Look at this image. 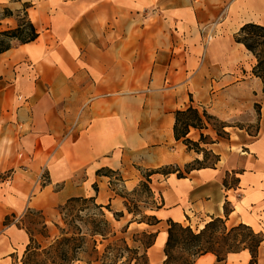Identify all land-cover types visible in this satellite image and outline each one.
I'll list each match as a JSON object with an SVG mask.
<instances>
[{"label":"crops","instance_id":"obj_1","mask_svg":"<svg viewBox=\"0 0 264 264\" xmlns=\"http://www.w3.org/2000/svg\"><path fill=\"white\" fill-rule=\"evenodd\" d=\"M257 2L0 0V33L16 29L24 18L37 34L28 43L11 41L0 53V173L9 175L0 184V264H21L28 244L26 233L6 217L20 219L30 211L53 221L72 198H93L96 205L110 207L108 222L121 213L112 220L126 230L136 226L156 233L148 256L159 238L164 247L167 220L193 228L191 215L200 218L196 227L201 229L211 218L224 219L223 205L238 189L222 186L225 174L234 171L222 167L223 157L243 145L232 138L217 141L207 128L191 130L192 142L200 132L213 142L200 147L219 161L177 178L174 170L201 161L202 154L174 139V112L192 106L220 121L234 116L197 105L189 95L223 99L247 84L240 80L225 89L237 80L226 74V62L219 76L196 66L204 32H225L239 17H253ZM209 43L208 57L223 47ZM212 82L220 85L219 92H212ZM164 169L171 173L162 174ZM42 171L45 184L38 179ZM151 171H159L149 184L159 201L150 211L159 221L155 226L131 222L124 199L111 189L120 177L123 188L133 191L142 172ZM194 264L218 263L206 254Z\"/></svg>","mask_w":264,"mask_h":264},{"label":"rangeland","instance_id":"obj_2","mask_svg":"<svg viewBox=\"0 0 264 264\" xmlns=\"http://www.w3.org/2000/svg\"><path fill=\"white\" fill-rule=\"evenodd\" d=\"M257 6L255 7V11L252 10L253 17H249V14L248 16L244 15L243 17H239L236 25H231L225 32H215V34L209 32L208 34L205 31L201 40L202 51L198 54L199 62L196 66V68H198L203 65L206 72L212 76H219L220 71H224L222 64L226 62V74L237 76V80H232V82L227 84L225 89L238 85L240 80L243 82L247 81V84L238 91H235L231 96H227L223 99H214L211 96H209L208 99H197L195 94H192L189 95V100L193 103L197 102V105L199 104L208 108L211 106L214 108L218 107L224 110L226 114L234 113L233 117L225 121H220L213 117L207 124V129L214 133L215 140L224 143L232 138L234 143H242L244 146L231 148L230 157H223L222 167L228 168L232 166L234 172L238 173V175L230 174L226 177L227 185L235 187L237 185L236 178L240 182L238 191L230 193V201H226L227 204L225 208L227 210H231L233 206L236 208L235 213L228 217L226 225L231 227L244 222L247 223L254 232L264 236V93L262 92L261 82L259 81L257 87L254 84V78L250 74L252 66L254 65V60L251 55L240 48V45L234 43V35L242 25L254 23L264 26V0H258ZM208 37H210L209 40L207 39ZM213 41L222 43L223 47L213 52L212 55L208 57L206 44ZM229 61L230 63H228ZM212 90L213 93L219 92L221 90L220 85L212 82ZM222 126H226L229 129H222ZM214 161V155L210 153L206 156L205 164L209 166ZM193 167L198 168L199 165L193 164ZM185 170V167L181 168V174ZM166 171L167 169L163 170V172ZM145 174V172H142L141 175ZM122 182L120 177H115L111 184L112 191L122 197L124 202L129 204L128 206L135 214L139 213L137 219L148 220L147 217L149 218L152 216L150 211H152L155 206L158 207L159 201L156 202L151 198L150 194L142 188L136 189L134 192L125 190ZM95 189L94 186L93 190L96 191ZM106 211L112 212V209L108 207V210H103L105 214L107 213ZM93 213L95 212L91 205H78L64 212L58 210L53 221L46 220L39 212H28L20 217V222L17 224V227L23 230L27 237L29 235V237L40 246L39 249L34 252L33 248L36 247V245L31 244V255L29 259L46 263V256H44L45 250H47L50 245L54 244L55 241L58 242L62 237H67L71 238V241L64 246V248L68 250L69 257L78 256L84 262H90L95 255L91 251V243L89 240L85 247L86 252H75L74 248L79 244L77 239L89 233L90 227L88 224L84 225V222L87 220L88 216H92ZM92 218L95 220L99 219L95 216H92ZM112 219L109 216V223L116 237L112 239L108 238L103 241L102 244L97 245L96 249L98 256H103L101 257V262L103 264H121V262H125V258H129L130 254L124 251V245L121 243V240L125 242L127 248L136 249L141 256L143 251L142 244L146 243L148 240L147 236L143 234L144 230L136 226H132L129 230H126L124 227L114 224ZM131 219L132 216H130V220ZM189 219L192 221V229H197L196 226L200 223V218L198 219L190 215ZM201 219L203 218L201 217ZM80 220H82V222ZM148 221L151 222V220ZM162 226H164V223ZM96 240L99 241L100 239L97 238ZM109 246L112 247V250L104 253L105 249ZM53 248H55V245ZM162 251L153 259L150 257V254L149 256L147 254V264H163L165 258ZM171 254L172 259L169 264H184L185 255L181 250H173ZM117 255H122L123 258L116 259L115 256ZM249 260L250 257L248 253L244 251L229 255L225 264H249ZM84 262L82 264H84ZM125 264H127V262ZM130 264L143 263L139 260L132 261ZM256 264H264V243L259 249Z\"/></svg>","mask_w":264,"mask_h":264},{"label":"trees","instance_id":"obj_3","mask_svg":"<svg viewBox=\"0 0 264 264\" xmlns=\"http://www.w3.org/2000/svg\"><path fill=\"white\" fill-rule=\"evenodd\" d=\"M7 14V12H4V15ZM36 37L37 34L35 33L32 26L26 22L24 18H20L18 20V26L16 29L0 33V53L10 48L11 41H17L20 44H24L34 41ZM234 43L242 46V48L251 55L252 59L254 60V65L252 66L250 74L252 77L257 78L261 82L262 92L264 93V26L254 23H246L242 25L238 32L234 35ZM212 118L213 117L209 116L205 111L199 112L198 109L192 106L174 112V139L176 141H182V144L188 150L194 151L197 154H202L201 161H194V164L199 165V167L194 168L193 165L186 166V172L191 169L214 168L216 163L219 161L218 156L214 155L215 161L209 166L205 164L206 156L209 155L210 152L201 148L200 145L213 143L208 141L207 136H204L200 132L198 142H192L187 137L191 130L201 131L206 129L208 121ZM226 128V126H222V129ZM176 172L177 178H182V174L178 169L174 170L172 173ZM145 173V175H142L143 180L139 182L138 186L133 190V192L136 189L142 188L150 194L151 198H153L151 189H149L150 176L155 173H159V171ZM166 173L171 172H163L162 170V174ZM107 174L111 175L110 173ZM230 174L238 175V173L234 171L231 173H226L222 180V186L228 190H236L239 188V180L237 178V185L235 187L227 185L226 177ZM8 178L9 175H3L0 173V184L5 182ZM226 204L227 202H225L223 205L224 219L211 218L203 225L201 229L197 228L193 230L190 226H183L179 223L173 222L172 220H167L166 241L163 247V256L165 258L163 264L170 263L172 259L171 252L173 250H181V252L185 255V259L183 261L184 264H194L198 258L206 254L213 255L216 259V263L222 264L229 255L238 254L244 251H246L250 257L249 264H256L260 246L264 242V236L260 233L254 232L250 226L243 223L228 227L226 225V221L228 220V216L232 212V209L227 210L225 208ZM78 205H91L95 212L92 214V216L98 217L99 219L95 220L92 218V216H88L87 220L84 222V225H89V233L80 236L77 239L79 244L74 248V250L75 252H86L85 247L89 240L91 243V251L95 255L94 258L90 262H84L78 256L69 257L68 250L65 249L64 246L69 244L71 238L62 237L60 241H55L54 244L50 245L49 248L45 250L44 256H46V263L30 260L29 256L31 255V244L36 245V247L33 248L34 252L38 250L40 246H38L28 235V244L26 245L22 255L20 261L21 264H76L83 262L84 264H103L101 262V257L103 256H98L96 249L97 245L102 244V242L108 238L112 239L116 237L115 232L112 230L111 225L106 220L105 213L103 212V208L108 210V207L96 205L93 198H72L69 199L63 206L59 207L58 210L60 212H64L68 209H73ZM128 205L129 204L127 202H124L125 210L132 216L131 222H136L138 224L144 223L147 226H155L159 223L157 218L153 215L149 218L147 217V219L151 220V222L148 220L137 219L139 213L135 214V212L132 211ZM157 209L158 207L155 206L152 211ZM121 216V213H113V218L115 220H118ZM16 219V224H18L20 220L14 216H11V220L10 217H6L5 221H11L13 223V221ZM80 221L82 222V220ZM143 234L147 236L148 240L146 243L142 244L143 251L141 256L136 249L127 248L125 242L121 240V243L124 245V251L130 254L129 258H125V262H121V264H125L126 262L127 264H130L132 261L139 260L143 264H147V250L153 246L157 234L145 231ZM97 238L100 240H96ZM54 245L55 248H53ZM111 250L112 247L109 246L105 249L104 253ZM115 257L116 259L123 258L122 255H117Z\"/></svg>","mask_w":264,"mask_h":264},{"label":"bare ground","instance_id":"obj_4","mask_svg":"<svg viewBox=\"0 0 264 264\" xmlns=\"http://www.w3.org/2000/svg\"><path fill=\"white\" fill-rule=\"evenodd\" d=\"M208 40L210 37L207 38ZM244 223V222H243ZM247 225V223H244ZM163 238H159L155 244L154 251L150 253V257L153 259L156 255H158L163 247Z\"/></svg>","mask_w":264,"mask_h":264},{"label":"built area","instance_id":"obj_5","mask_svg":"<svg viewBox=\"0 0 264 264\" xmlns=\"http://www.w3.org/2000/svg\"><path fill=\"white\" fill-rule=\"evenodd\" d=\"M38 179H39V182H40L41 184H45V183H46V179H45V177H44V171H42V172L40 173V176H39ZM16 222H17V219L13 221V223H16Z\"/></svg>","mask_w":264,"mask_h":264}]
</instances>
